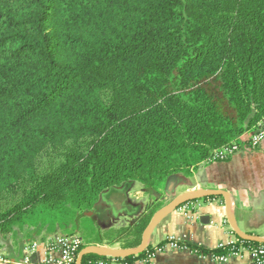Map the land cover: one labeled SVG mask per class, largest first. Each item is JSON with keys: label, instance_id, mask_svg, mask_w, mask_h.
<instances>
[{"label": "trees", "instance_id": "obj_1", "mask_svg": "<svg viewBox=\"0 0 264 264\" xmlns=\"http://www.w3.org/2000/svg\"><path fill=\"white\" fill-rule=\"evenodd\" d=\"M263 119L264 0H0V237L73 236L104 192H157ZM158 207L118 236L139 240ZM240 245L257 246L179 244Z\"/></svg>", "mask_w": 264, "mask_h": 264}, {"label": "crops", "instance_id": "obj_2", "mask_svg": "<svg viewBox=\"0 0 264 264\" xmlns=\"http://www.w3.org/2000/svg\"><path fill=\"white\" fill-rule=\"evenodd\" d=\"M133 186V183L124 184L104 192L87 214L104 228L118 226L124 229L134 226L151 206L157 203L159 206L165 205L166 200H171L172 196L196 190H219L229 194L231 211L239 229L264 239V140L255 149H243L226 161L199 165L190 176L169 177L162 189L148 193V197L145 190ZM113 206H128L129 210L121 213L116 222L110 221L111 215L107 209ZM202 218L207 219L201 222ZM34 227L36 230H33V226H25L19 230L21 232H18V236L13 235L12 242L7 243L6 237L0 243V255L9 261L8 264H42L50 247L66 237V233L58 227ZM80 233L76 229L73 236L85 246L117 249L122 248L123 244L140 242V238L138 240L134 236L129 239L117 236L111 240H94L82 237ZM172 241L178 245H192L209 251L241 243L226 221L224 201L220 197L189 202L162 220L151 234L150 247L157 249L159 244H165L161 250L155 251L149 264H254L251 252L241 245L237 256L216 263L214 257L221 256L197 255L186 247L174 249L170 246ZM134 264L145 263L138 261Z\"/></svg>", "mask_w": 264, "mask_h": 264}, {"label": "water", "instance_id": "obj_3", "mask_svg": "<svg viewBox=\"0 0 264 264\" xmlns=\"http://www.w3.org/2000/svg\"><path fill=\"white\" fill-rule=\"evenodd\" d=\"M218 197L222 198L224 201L226 221L229 224L234 235L237 237V239L241 242L264 245L263 238L249 235L245 232H242L239 229L233 217V213L231 211L230 196L228 193L219 190H196V191L185 192L183 194L175 196L174 198L169 200L164 206L156 210L152 214L146 227L142 231L140 242L136 247L129 249H122V248L115 249V248H108L101 246H85L79 251L76 257L75 264H82V261L86 256H94L100 259H109L116 261L142 254L150 246V237L153 230L167 216L172 214L179 207L189 202L208 199V198H218ZM204 219L206 220L207 218H202L201 222H203Z\"/></svg>", "mask_w": 264, "mask_h": 264}, {"label": "built area", "instance_id": "obj_4", "mask_svg": "<svg viewBox=\"0 0 264 264\" xmlns=\"http://www.w3.org/2000/svg\"><path fill=\"white\" fill-rule=\"evenodd\" d=\"M264 140V119L254 128L250 133L241 137V139L232 147L221 149L212 156L209 161L223 162L231 158L237 152L243 149H255ZM184 206V205H183ZM81 242L77 237H64L53 246L50 247L47 258L42 264H75L76 257L79 253V247ZM170 246L174 249H180L181 247L170 242ZM241 248L237 252L231 253L227 256L214 257L216 263H223L231 256H237ZM253 256L254 264H264V245H257L252 250H249ZM8 264L9 261L4 256L0 255V264ZM28 264V263H26ZM87 264H122L116 263L114 260L104 261L102 259H96L88 261Z\"/></svg>", "mask_w": 264, "mask_h": 264}, {"label": "rangeland", "instance_id": "obj_5", "mask_svg": "<svg viewBox=\"0 0 264 264\" xmlns=\"http://www.w3.org/2000/svg\"><path fill=\"white\" fill-rule=\"evenodd\" d=\"M217 151H219V150H217ZM217 151H215V152H217ZM215 152H213V154H212V156L215 154ZM212 158V157H211ZM210 158V159H211ZM205 163H213L212 161H209V160H207L206 162H203V163H201V164H199V165H202V164H205ZM198 165V166H199ZM197 168V167H196ZM196 169H194L193 171H195ZM133 187H135V189H138V188H140V189H143V190H145V188L140 184V183H137V182H135V183H133ZM162 189V188H161ZM145 192H147V190H145ZM148 195V192L146 193V196ZM148 197V196H147ZM149 197H152V196H150V194H149ZM171 198H174V196H172ZM170 199V198H169ZM159 200V199H158ZM150 201H152V198H150ZM169 201V200H168ZM168 201H166V203L168 202ZM121 205V204H120ZM161 205H164V204H160V206H159V203H157V206H159V207H161ZM155 207V206H154ZM151 208H153L152 206H151ZM129 210V208H128V206H120V207H112V209H111V207H109L108 209H107V212H108V214L109 215H111V219H110V221H115L116 222V220L117 219H119L120 217V214L121 213H126L127 211ZM80 215V214H79ZM78 215V216H79ZM78 225H77V229H79V232H81L80 234L82 235V237L84 236L85 238H92V239H97V238H99V239H106V240H111V239H113V238H115V237H117L118 236V234L120 233V231L123 229H121V228H119L118 226L116 227V228H114V227H111V228H104V226L103 225H100V224H98L97 225V223H96V221H94V219H93V217H90L87 213H83V214H81L80 215V217L78 218ZM38 226V225H37ZM46 226H48V225H46ZM28 227V226H27ZM48 227H50V228H53L52 226H48ZM57 227V224L55 225V228ZM36 227H34L33 226V230H36L35 229ZM126 228H129V227H126ZM14 230H13V232L12 233H9V234H7V235H2L1 237H0V243L1 242H3V241H5L4 240V238H6L7 237V239H6V241H7V243L8 242H12V240H13V235H16V236H18L17 234H18V232H21V231H19L20 230V228L18 227V226H16V227H14L13 228ZM70 230V229H69ZM32 231V230H31ZM16 232V234H14ZM69 237H72V236H69ZM75 237V236H74ZM3 239V240H2Z\"/></svg>", "mask_w": 264, "mask_h": 264}]
</instances>
